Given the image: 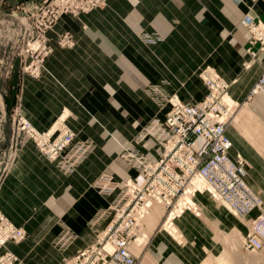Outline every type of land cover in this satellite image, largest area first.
Here are the masks:
<instances>
[{"label":"crops","instance_id":"crops-1","mask_svg":"<svg viewBox=\"0 0 264 264\" xmlns=\"http://www.w3.org/2000/svg\"><path fill=\"white\" fill-rule=\"evenodd\" d=\"M251 4L264 19V0H108L106 7L57 22L50 42L69 31L75 45L56 48L40 77L24 78L21 112L42 131L68 112L65 120L77 138L92 140L96 147L78 171L65 174L33 140L21 141L0 184V211L28 231L23 245L9 244L11 251L37 257L39 264H65L64 259L93 244L96 232L90 222L116 195L100 193L92 186L95 180L108 174L120 183L141 181L139 171L120 156L125 144H135L153 160L162 154L151 137L137 142L142 128L154 118L164 119L170 107L155 98L152 88L185 103L199 101L206 87L196 73L206 65L230 83V96L240 102L227 128L230 153L249 162L247 182L264 192V90L247 100L262 63L243 66L250 59V33L241 20ZM151 35L159 39L148 41ZM260 214L255 210L250 217ZM61 222L78 233L64 253L53 247ZM156 240L161 253L175 249L170 252L181 257L177 264H191L177 245L162 236Z\"/></svg>","mask_w":264,"mask_h":264},{"label":"built area","instance_id":"built-area-1","mask_svg":"<svg viewBox=\"0 0 264 264\" xmlns=\"http://www.w3.org/2000/svg\"><path fill=\"white\" fill-rule=\"evenodd\" d=\"M74 1L77 2L76 8L85 10L107 3V0ZM241 23L250 33L246 47L249 60H260L262 63V73L250 93L254 95L264 87V19L247 12ZM154 36H146V39L155 42L159 36ZM251 62L246 64V68ZM200 77L206 92L201 100L195 102L173 100L158 86L152 88L155 98H160L170 107L164 119L154 118L144 126L137 142L151 137L162 147V154L153 160L135 144L124 146L121 156L139 171L142 182L138 184L128 180L120 183L108 174H102L95 180L93 186L100 193L116 195L90 222L97 241L65 264H137L131 250L132 243L152 205L159 203L167 209L174 207L198 178L205 182V190L215 199L225 200L239 215L244 216L261 206V198L246 180V161L242 156L232 157L230 153L232 141L227 135V127L234 106L226 100L229 84L211 66L203 68ZM21 130H26L38 149L65 174L78 170L96 147L92 140L78 139L63 121L57 124L54 132H37L28 121L21 122ZM26 235L23 227H17L0 211V249L4 264H15L17 260L7 250V244L20 243ZM77 239L78 233L61 222V231L53 243L59 251L65 252ZM263 241L262 215L253 221L245 249L260 250Z\"/></svg>","mask_w":264,"mask_h":264},{"label":"rangeland","instance_id":"rangeland-1","mask_svg":"<svg viewBox=\"0 0 264 264\" xmlns=\"http://www.w3.org/2000/svg\"><path fill=\"white\" fill-rule=\"evenodd\" d=\"M251 1L257 2V0ZM75 3L77 2L74 0H0V184L6 169L10 168L15 160V154L21 141L23 139L34 141L26 130H21V122L28 121L35 131L44 132L37 129L29 119L22 115L21 92L24 78L26 76L40 77L46 71V62L56 48L70 49L75 45L73 35L69 31L58 33L57 39L50 42V31L63 16L68 15L74 18L97 9V7L89 10L76 8ZM106 6L107 3L98 8ZM253 6L254 4H251L246 12L255 15ZM258 62L260 61L253 60L251 67ZM249 63L250 60L249 62L244 61V68ZM206 66L197 71L199 80H201L200 71ZM211 67L217 71L213 66ZM226 82L230 85L228 81ZM249 97L252 96L249 95L247 100ZM247 100H244L245 104ZM229 102L234 106L230 122L232 124L240 102L231 96ZM67 113L60 116L55 126L45 131L54 132L55 127L61 121L70 128L65 120ZM127 145H123V148ZM248 163L246 162L249 169ZM128 180L135 181L133 178ZM258 194L264 207V192L258 191ZM193 203L196 206L195 209L185 208L184 211L183 208L173 220L174 233L171 232L172 228L164 229L170 215L169 212L173 207L167 209L162 204L152 206L150 216H147L142 225L141 234L144 238L137 241V249L134 250L137 264H177L178 260H181L180 256L173 257L175 252H170L175 249L168 248L161 253L162 250L158 246L159 241L156 240L160 239V236L170 245H177L179 251L189 257L191 264H222L223 262H226L225 264H264V250L252 252L245 249L246 237L250 232L253 217L246 216L241 219L234 217L225 203L213 198L208 192L196 193ZM183 217L186 218L183 219ZM24 230L27 232L25 239L20 243L12 242L11 244L21 246L25 243L28 231L25 228ZM188 248H191L190 252ZM2 252L0 249V264H4ZM46 253L48 256L51 255L49 251ZM164 253L169 256L165 258ZM16 256L17 263L15 264H39L40 262L37 257ZM48 256L47 260L52 263L53 257ZM66 260L64 259L65 263Z\"/></svg>","mask_w":264,"mask_h":264},{"label":"bare ground","instance_id":"bare-ground-1","mask_svg":"<svg viewBox=\"0 0 264 264\" xmlns=\"http://www.w3.org/2000/svg\"><path fill=\"white\" fill-rule=\"evenodd\" d=\"M254 1V0H253ZM243 25V24H242ZM244 26V25H243ZM245 27V26H244ZM248 30V29H247ZM251 62V61H250ZM253 62V61H252ZM251 62V63H252ZM250 67H251V65H250ZM249 67V68H250ZM249 68H246V69H249ZM201 72V71H200ZM200 75V74H199ZM202 80V79H201ZM203 81V80H202ZM204 83V82H203ZM205 85V84H204ZM229 88H230V85H229ZM264 90V87H263V89L261 90V91H259L258 93H261L262 91ZM258 95V94H257ZM250 96H252L251 94H250ZM171 98L173 99V100H179L178 99V97L175 95V96H171ZM227 98H228V103H230L229 102V98H230V96H229V90H228V94L226 95V100H227ZM231 101V100H230ZM231 104V103H230ZM234 113V112H233ZM229 126V125H228ZM228 128V127H227ZM148 138H150V137H148ZM147 139V138H146ZM143 140H145V139H143ZM142 140V141H143ZM42 153V152H41ZM43 154V153H42ZM76 171H78V170H76ZM75 171V172H76ZM74 173V172H73ZM72 174V173H71ZM141 176V175H140ZM248 176V175H247ZM142 178V177H141ZM134 182H136V181H134ZM142 182V179H141V181L139 182V183H141ZM136 183H138V182H136ZM138 183V184H139ZM249 185V184H248ZM250 186V185H249ZM205 187H206V185H205V182L203 181V180H201V179H196V180H194V185L192 186V187H189L187 190H186V193H184L179 199H178V201L176 202V204H175V206L170 210V215H169V218H168V220H167V222L165 223V225H164V229L165 230H170L171 228H172V231L171 232H173L174 233V231L175 230H173V227H174V224H173V220L176 218V216H177V214H180L181 212H180V210H182L183 208H184V211H185V208H188V209H192V208H194V207H196V206H194V203H193V200H194V196H195V194L197 193V194H202V193H204V192H208V190H205ZM251 187V186H250ZM194 188H196V190L194 189ZM252 188V187H251ZM253 189V188H252ZM197 190H199V191H197ZM254 190V189H253ZM194 191H196V192H194ZM255 191V190H254ZM194 192V193H193ZM255 193L260 197V195L255 191ZM208 194L209 195H211L209 192H208ZM212 196V195H211ZM213 197V196H212ZM214 198V197H213ZM261 198V197H260ZM217 200H219V201H221V202H223V203H225V205H226V207H227V209L229 210V212L234 216V217H236V218H239V219H241L242 217H246V216H250L251 215V213L253 212V211H255V210H259V211H261V215L260 216H264V207H263V202L261 203V206H259V207H256V208H254L252 211H250V213H248V214H246V215H244V216H242V215H239V214H237L236 212H235V210L233 209V208H231V206L224 200H221V199H217ZM261 201H262V199H261ZM155 204H159V203H155ZM154 205V204H153ZM152 205V206H153ZM163 205V204H162ZM151 209H152V207H151ZM151 209L148 211V214L146 215V217H145V219L147 218V216H150V213H151ZM195 209V208H194ZM197 209V208H196ZM173 211V212H172ZM172 212V213H171ZM197 212V211H196ZM259 216V217H260ZM179 217V216H178ZM259 217H257V218H259ZM256 218V219H257ZM144 219V220H145ZM252 220H251V227H250V232L247 234V237H246V241H247V238H248V236H249V234L252 232V227H253V221L255 220V219H253V218H251ZM144 220H143V222H144ZM142 225H143V223L141 224V226H140V230H139V233H138V236H137V238H136V240L132 243V248H131V250H132V252H133V254L135 255V252H134V250H135V248H136V243H137V241L140 239V238H144V236H142ZM18 227V226H17ZM143 240V239H142ZM97 241V235H96V240H95V242ZM75 242V241H74ZM73 242V243H74ZM94 242V243H95ZM142 242V241H141ZM10 243H12V242H9L8 244H7V250L9 251V252H11L16 258H17V256L10 250V248H9V244ZM13 243H15V242H13ZM72 243V244H73ZM138 243H140V241L138 242ZM71 244V245H72ZM70 245V246H71ZM245 245H246V242H245ZM70 246H69V248H70ZM53 247H54V249H56L57 251H59L57 248H56V246L54 245V243H53ZM262 250H264V241H263V246H262V249H260V250H252V249H250V250H247V251H252V252H259V251H262ZM60 253H61V251H59ZM64 253V252H63ZM136 257V256H135ZM72 259V258H71ZM67 260H70V259H67ZM66 260V261H67ZM15 263H17V260H16V262ZM222 263V262H221ZM224 264L226 263V262H223ZM222 263V264H223Z\"/></svg>","mask_w":264,"mask_h":264}]
</instances>
